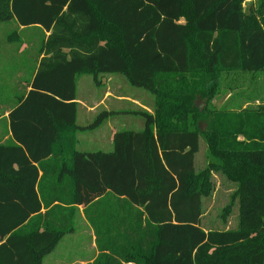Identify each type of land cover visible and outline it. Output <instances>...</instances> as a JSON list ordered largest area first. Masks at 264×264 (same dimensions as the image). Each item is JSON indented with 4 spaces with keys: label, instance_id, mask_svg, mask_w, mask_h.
I'll list each match as a JSON object with an SVG mask.
<instances>
[{
    "label": "trees",
    "instance_id": "obj_1",
    "mask_svg": "<svg viewBox=\"0 0 264 264\" xmlns=\"http://www.w3.org/2000/svg\"><path fill=\"white\" fill-rule=\"evenodd\" d=\"M244 1L0 0V22L45 35L0 143V264H42L78 206L100 251L87 264H264V107L196 105L218 97L223 71H264V0ZM105 74L154 109L128 110L144 127L115 132L111 151H80L78 131L114 112L80 126L77 80ZM213 172L236 184V228L202 225Z\"/></svg>",
    "mask_w": 264,
    "mask_h": 264
},
{
    "label": "rangeland",
    "instance_id": "obj_2",
    "mask_svg": "<svg viewBox=\"0 0 264 264\" xmlns=\"http://www.w3.org/2000/svg\"><path fill=\"white\" fill-rule=\"evenodd\" d=\"M256 0H245L243 6L248 10V7L252 4H255ZM20 30V31H19ZM18 32L20 34V41H9L6 40L10 34ZM42 29L38 26H27L21 28L14 21H6L0 23V50L5 45L8 48L10 43L9 50L11 52L6 53L9 56H12V53L17 55V47L19 48L21 44H26L22 47V52L19 54L21 59H25L29 56L28 62H30V55H37V49L40 47L42 40L45 38V35L42 33ZM26 47V48H25ZM25 49V50H24ZM31 63V62H30ZM8 66L4 65L3 60L0 56V73L3 69H7ZM118 75L117 78L120 80L119 83L111 84L112 89L117 88L118 93L128 95L138 99L140 102H145L149 104L147 94L151 93L147 90L131 85L126 77L122 74ZM80 80L79 84V93L82 100L93 103L95 100L99 99L100 96L104 93L106 86L105 83L99 84L94 81L92 75H84ZM81 78V77H80ZM221 88L219 90L218 97L214 98L211 102L208 103L206 97H200L196 100V105L198 109L204 110L209 105L210 108L221 107L222 105L229 106L234 108V110H240L241 107H264V71H231V72H222L221 73ZM8 84V83H6ZM3 89H5L3 87ZM11 91V88L9 89ZM114 100L109 99L107 104L113 103ZM118 107L126 108L127 112H121L118 114L112 115L109 118L112 124L118 125V129H134L139 130L144 126V119L133 112H128V110H138L140 105L137 103H131L130 101H119L117 102ZM104 108L100 109L103 110ZM98 112V113H99ZM98 113L91 118L89 122H81L86 119L85 110L81 111L80 122L81 124H91L93 123ZM92 117V115H91ZM200 130L205 131L208 127L207 118H202L199 121ZM88 132V133H87ZM82 134H87V136H96L93 128H85ZM87 139L91 141L92 139ZM96 142V141H93ZM202 149L197 156V169L203 170L207 166L206 161V144L204 139H202ZM79 149H89L97 150L108 149L106 146H101L100 143H96L95 146L87 148V146L80 144L78 145ZM211 184L212 191L211 195L204 197L203 200V219L202 225L206 229H228L236 228L238 224V210L237 202L232 197V194L235 191L236 184L229 181L224 175L213 172L211 174ZM75 226L79 225L78 221H75ZM80 234H77L74 239L76 242L71 240V235L63 239L60 247H57L55 253H51L49 257L45 258V264H68L70 262L77 261L75 257H81L87 255L83 261H88L92 259L94 254L90 256L92 249L90 248L89 242L86 241V238L90 236L89 232L87 234L83 231H80ZM80 240V241H79ZM79 241V242H78ZM87 242L84 243V242ZM83 244V246H79ZM89 252V253H88ZM63 256L64 258H59ZM59 258V259H58ZM75 259V260H73Z\"/></svg>",
    "mask_w": 264,
    "mask_h": 264
},
{
    "label": "crops",
    "instance_id": "obj_3",
    "mask_svg": "<svg viewBox=\"0 0 264 264\" xmlns=\"http://www.w3.org/2000/svg\"><path fill=\"white\" fill-rule=\"evenodd\" d=\"M3 23V22H0ZM23 28V26H20ZM20 31V30H19ZM18 33V32H17ZM6 40H8V37H6ZM19 41V40H17ZM26 44H21L20 47H17V55L15 53H12V56L6 53L11 52L9 50L10 43L8 44V48L5 47V45L1 48L0 50V56L1 60H3L4 65H7V69H3V71L0 73V143H7L10 141L12 138V133L10 130V118L9 114L11 112L12 107L17 104L18 98L26 94L30 90V81L35 75L38 65H39V59L33 60V56L30 55V62H28L29 56L26 57L25 59H21V56L19 52H22V47H24ZM21 48V49H20ZM26 48V47H25ZM25 50V49H24ZM38 51V49H37ZM118 75L115 74H105L101 75V84L103 85L105 83L106 89L104 93L100 96L99 99L95 100L93 103L87 102L86 100H82L80 97L79 93V84L80 80L85 77L84 75H81L78 77L77 80V98L76 102L78 104V110H77V123L80 126H86L87 124H81V122H89L91 118H93L100 109L104 108L103 110H107L110 112H114L110 115H108L104 121L97 127L93 128V131L95 132L96 136H87V134H82L84 129H80L77 133V148L78 145L83 144L87 146V148H91V146H95L96 143H100L101 146H106L108 149L102 150V149H97V150H102V151H111L113 149V136L115 132L118 130H123V129H118V125L112 124L110 122L109 118L112 117L114 114H118L121 112H127L126 108L118 107L117 102L119 101H130L131 103H137L140 105L142 109H146L149 112H153L154 109V97L152 94L148 95V103L145 102H140L138 99L134 97H130L128 95L120 94L118 93V89H112L110 86L112 83L116 84L119 83L120 80L117 78ZM81 77V78H80ZM8 83V84H6ZM3 87L5 89H3ZM11 88V91L9 89ZM109 99L114 100L113 103L107 104V101ZM85 110L86 114V119L81 121L80 116H81V111ZM102 111V110H101ZM100 111V112H101ZM99 114V113H98ZM92 115V117H91ZM81 121V122H80ZM144 127V126H143ZM142 127V128H143ZM141 128V129H142ZM139 129V130H141ZM88 133V132H87ZM92 139L91 141H88L87 139ZM96 141V142H93ZM79 149V148H78ZM80 151H93L89 149H79ZM42 174V172H40ZM78 212L73 218V226L74 230L65 234L58 242L57 246L47 255L44 256L42 264H45V258L49 257L51 253H55L57 247L61 246V243H63V239L65 237H69L71 235V240L73 242H76L75 236L77 234H80V231H83L87 234L89 232L90 236L89 238H86V241L89 242L90 248L92 249V252L90 253L94 256L92 259L88 261H83L87 255H83L81 257H75L77 261L75 262H70L68 264H87L88 262H92L100 253L97 244H96V235L94 232V229L91 227L90 223L88 222L82 206H78ZM47 209L43 208L42 212L44 213ZM75 221H78L79 225L76 227L75 226ZM80 241V240H79ZM78 241V242H79ZM84 242L87 244V242ZM83 243V244H84ZM79 245L80 247L83 246ZM89 253V252H88ZM59 258H64L63 256ZM58 258V259H59ZM75 260V259H73Z\"/></svg>",
    "mask_w": 264,
    "mask_h": 264
}]
</instances>
